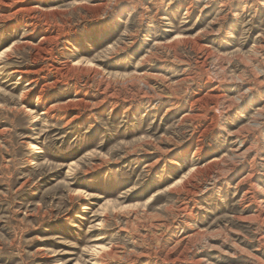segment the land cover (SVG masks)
<instances>
[{"label": "rangeland", "instance_id": "obj_1", "mask_svg": "<svg viewBox=\"0 0 264 264\" xmlns=\"http://www.w3.org/2000/svg\"><path fill=\"white\" fill-rule=\"evenodd\" d=\"M263 198L264 0H0V264H264Z\"/></svg>", "mask_w": 264, "mask_h": 264}, {"label": "bare ground", "instance_id": "obj_2", "mask_svg": "<svg viewBox=\"0 0 264 264\" xmlns=\"http://www.w3.org/2000/svg\"><path fill=\"white\" fill-rule=\"evenodd\" d=\"M12 1V0H11ZM17 2V1H16ZM6 3V2H5ZM22 5V4H21ZM23 6V5H22ZM5 7V6H4ZM33 10V9H32ZM35 10V9H34ZM29 11H30V9H29ZM31 12V11H30ZM54 30V29H53ZM46 34V36H47V38L45 37V39H49L50 38V36L53 34V32L52 31H47V32H45ZM202 50V49H201ZM66 67H67V65H66ZM64 68V67H63ZM63 68H59L58 66H57V68H56V71H57V78H59V73H61L62 72V70H63ZM67 69V68H66ZM68 69H70V68H68ZM64 72H66V71H64ZM63 72V73H64ZM23 73H25V72H23ZM23 73H21V74H23ZM62 73V74H63ZM66 73H68V72H66ZM33 82V81H32ZM245 94V93H244ZM42 95V94H41ZM200 96V95H199ZM229 108V107H228ZM170 110V109H169ZM52 112V111H51ZM50 113V110L48 111V112H45L44 113V115H47V114H49ZM250 192V191H249ZM264 199V198H263ZM261 201V200H260ZM262 203H264V201H262ZM262 211V210H261ZM263 212V211H262ZM182 253V252H181Z\"/></svg>", "mask_w": 264, "mask_h": 264}]
</instances>
